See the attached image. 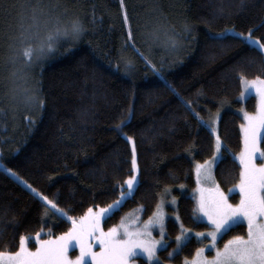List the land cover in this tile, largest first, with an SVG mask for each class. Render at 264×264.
<instances>
[{
  "label": "trees",
  "instance_id": "trees-1",
  "mask_svg": "<svg viewBox=\"0 0 264 264\" xmlns=\"http://www.w3.org/2000/svg\"><path fill=\"white\" fill-rule=\"evenodd\" d=\"M66 17L81 21L80 36L26 62L23 38L44 37ZM230 29L264 44V0H0V249L15 251L21 234L59 235L68 217L119 200L133 174L131 141L139 182L106 228L134 209L151 216L166 189L183 226L208 228L193 216L196 166L214 157L218 136L215 181L225 191L237 184L239 109L256 111L254 96L239 99L240 77L264 78L263 51ZM167 225L172 243L181 227ZM246 229L233 226L219 246ZM171 243L160 255L174 264L199 247L191 238L170 256Z\"/></svg>",
  "mask_w": 264,
  "mask_h": 264
},
{
  "label": "snow or ice",
  "instance_id": "snow-or-ice-1",
  "mask_svg": "<svg viewBox=\"0 0 264 264\" xmlns=\"http://www.w3.org/2000/svg\"><path fill=\"white\" fill-rule=\"evenodd\" d=\"M83 30L81 21L76 18L70 23L47 32L44 37H24L20 54L28 63L38 61L53 50L58 40L69 37L75 39ZM238 35L243 36V34ZM245 39L252 40V37L249 34ZM33 40H35V45ZM171 44L175 46L174 38H171ZM260 47L264 48V44ZM240 79L245 90L241 92V96L246 94L249 86L255 90L257 96L256 111L243 113L245 123L240 125L243 147L239 153L235 154V158L239 161L240 178L234 187L239 189L240 199L236 204L229 202L226 193L220 190L219 185L211 176L207 167L209 161L206 160L204 165L197 164V183L200 185V196L197 200L198 211L207 217L211 227L207 230V236L210 239L203 247L195 250L190 264H264V163L255 162L257 156L264 159V150L259 146L261 138L264 137V78L257 76L255 79L248 80L241 75ZM33 99L35 98L29 97L30 101ZM211 131L215 132L214 126ZM131 139L128 137L129 141ZM219 140L217 136V147H220ZM132 170L135 173L134 148ZM135 179V175L127 178L128 192H121V198L131 193L135 186ZM205 184H211L212 187H204ZM33 191L35 192V189ZM37 194L46 201L47 205L54 206V202L47 196ZM119 203V200L113 201L112 204L103 208L97 205L95 211L90 206L84 215L78 218L68 217L72 227L55 237L49 235L47 239L41 240L38 238L40 234L37 233L35 249L26 246V237L21 234L15 251L0 249V264H88V258H91L92 264H129L128 258L135 254L137 247L143 249L151 261L156 253L157 241L141 239L142 229L136 227L135 221L126 219L128 214L122 216L120 223L112 225L107 231L101 228V217ZM157 208H160L159 204ZM57 211L66 216L62 209H57ZM196 214L197 209L194 208L193 216ZM241 219L246 221V234L232 235L224 241L222 247H217L218 238H222L223 234L230 231ZM162 220V211L153 213V216L144 222L143 231L146 232L152 223L162 225ZM186 233L187 230L181 225V233L176 237L178 246L186 239ZM120 235L124 238H119ZM204 235L203 232L196 233L198 237L203 238ZM88 238H91L93 242L98 241L99 252L92 249ZM73 241L80 247V254L70 258L67 253ZM205 248L214 250V255L204 256ZM169 255L171 256L172 253L170 252Z\"/></svg>",
  "mask_w": 264,
  "mask_h": 264
},
{
  "label": "rangeland",
  "instance_id": "rangeland-1",
  "mask_svg": "<svg viewBox=\"0 0 264 264\" xmlns=\"http://www.w3.org/2000/svg\"><path fill=\"white\" fill-rule=\"evenodd\" d=\"M64 21L70 23L71 19L69 17H66L64 19ZM229 32L236 33V34H243L241 32L235 31L234 29H230ZM247 36H248V34H243L242 37L245 38ZM248 41L252 45H255L256 47L261 49L263 51V53H264V48L260 47V45L262 43L258 39L252 37V40H248ZM248 80H252V79H248ZM242 91H245L244 88H242ZM250 96H254L255 99H256V102H257V96H256V93H255V90L251 86L248 87V89L246 91V94L244 96H241V93H240L239 99L244 102ZM245 111L249 112V113H254L255 112V111L254 112H250V111L246 110L245 108H240L239 109V112L242 115H243V113ZM217 114H220V112L217 113ZM244 123H245V121H244ZM209 125H210L211 128H212V126L215 127V133L217 134L218 130H219L218 119L217 120H215V119L212 120L209 123ZM131 142H132L133 148L135 149V145H134L133 141H131ZM219 143H220V147H217V138H216V155L213 158L207 160V161H209V165L207 167L209 168V171H210L211 176L213 178H214V164L218 162V161L216 162L217 159L221 158L220 157L221 156V150H222V142H221V140H219ZM255 162L257 164L264 163V159H260L259 156H257ZM199 164L200 165H204V162L203 163H199ZM13 175L15 176L16 179H19L20 181H22L24 183V181H23V179H21V177H19L16 174H13ZM133 175H135L136 179H135V186L132 189L131 193L129 195H127V196H124L123 198L120 197V199H119L120 203L116 207L112 208L108 213H106L105 215H103L101 217L100 226L105 231H107V229H108L105 226L107 218L114 212L115 209H117L121 205V203H123V201L126 198H128L129 196H131L133 194L135 188L138 185V182H139V168H138V165H137V161H136V170H135V173L132 174V176ZM214 180H215V178H214ZM196 182H197V174H196ZM216 184H217V182H216ZM203 186L204 187H212L211 184H205ZM180 189H182V191L185 190L183 187H181ZM199 189H200V185H198V183H197L196 189H195V192H194V197L197 200H198V198L200 196ZM230 189H231V191H225V190H223L220 187V190L223 191L224 193H226V195H227V197L229 199V202L232 203V204H236L230 199V196H231L232 193H237L239 195V189L234 187V186L231 187ZM124 192H128L127 186H126V190ZM173 198H175V199H173ZM239 199H240V196L238 198L237 203L239 202ZM158 204L160 205V208L158 209L156 207V210L154 211V213L157 212V211H162V213H163L162 225L161 224L152 223V224H150L148 226L146 232L143 231L144 222L148 221L149 217L153 216V214L151 216H149V217H144L141 209H134V210H131L128 213H126V214H128L126 219L135 221L136 227L142 229V233H141V237H140L141 239L146 240V241H157V243L155 245L156 253H155V256L152 258L151 261L148 259V257L146 255V253L144 252V250L139 248V247H137L135 249V254L129 256V258H128L129 259V264H140V260H139L140 258H143V259L147 260L149 264H174L172 262H168V261L164 260L161 257V255H160L161 250L167 248L170 245L171 240H172V238L170 237V234H169V230H168V225H167L168 224V220L169 219H173V220L177 221V223L180 225V227H181V225L183 226V224L181 222V218L179 216V212H178V197L174 194L173 189H166L164 191V193L160 196V200H159ZM196 209H197V214H196L197 220L207 223L209 225V227L208 228H204V229H197V228H187V227L183 226V228L187 230L186 239H184L178 246L177 245V241H176L177 235L175 236V238L173 239L174 241L171 243L173 245V247H172V249L170 251L172 253V255H175V253L180 251L182 245L185 244L187 241H189L191 238H195V239H197L199 241V247H203V245H205L207 243V241L210 239V237L207 236V230H209L210 227H211L210 221L207 219V217L203 213L198 211V206L196 207ZM93 210L95 211L96 208H93ZM119 223H120V220L116 224H119ZM239 223H244L247 226L246 221H244L243 219H241L239 222L235 223V225H237ZM66 231H64V232H66ZM197 232L205 233L204 237L202 238V237L196 236ZM180 233H181V230H180ZM39 234L40 235H39L38 238L41 239V240H44V239L48 238V236L43 237V233H39ZM53 237H55V236H53ZM119 238L123 239L124 237L122 235H120ZM31 239L36 242L37 235H34L32 237H26V241H25L26 246L28 248H30V249H35V247L37 245H35L34 247H31V245H30ZM88 239H89V242L91 243L92 249L94 251H96V252H99L100 248H99L98 241L93 242L91 240V238H88ZM219 239L220 238H218V240H217V247H220L219 244H218L219 243ZM96 243H98V244L95 245ZM67 254H68V256L70 258H74V257H76V256H78L80 254V247L75 243V241L72 242V245H71V247H69ZM203 255L211 257L212 255H214V250H212L211 248H205ZM191 259L192 258L184 259L182 264H186V262H187V264H190ZM88 264H92L91 258H88Z\"/></svg>",
  "mask_w": 264,
  "mask_h": 264
},
{
  "label": "crops",
  "instance_id": "crops-1",
  "mask_svg": "<svg viewBox=\"0 0 264 264\" xmlns=\"http://www.w3.org/2000/svg\"><path fill=\"white\" fill-rule=\"evenodd\" d=\"M262 139V138H261ZM260 148H261V142H260ZM221 157V156H220ZM219 159H217L216 160V162L218 161ZM215 165H216V163L214 164V168H215ZM196 174H197V172H196ZM196 203H197V199H196Z\"/></svg>",
  "mask_w": 264,
  "mask_h": 264
},
{
  "label": "flooded vegetation",
  "instance_id": "flooded-vegetation-1",
  "mask_svg": "<svg viewBox=\"0 0 264 264\" xmlns=\"http://www.w3.org/2000/svg\"><path fill=\"white\" fill-rule=\"evenodd\" d=\"M179 252V251H178Z\"/></svg>",
  "mask_w": 264,
  "mask_h": 264
}]
</instances>
